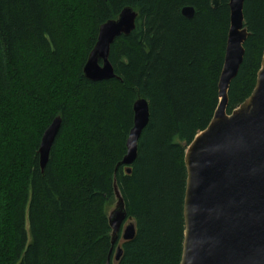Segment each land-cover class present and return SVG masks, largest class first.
Returning <instances> with one entry per match:
<instances>
[{
	"label": "trees",
	"instance_id": "trees-1",
	"mask_svg": "<svg viewBox=\"0 0 264 264\" xmlns=\"http://www.w3.org/2000/svg\"><path fill=\"white\" fill-rule=\"evenodd\" d=\"M228 3L0 0V264L181 263L185 155L220 103ZM125 8L137 13L136 28L111 47L116 78L87 80L100 27ZM243 13L249 36L229 114L253 93L264 54V0H245ZM142 99L150 120L128 175L122 161ZM57 117L42 171L41 139ZM115 188L136 235L113 249Z\"/></svg>",
	"mask_w": 264,
	"mask_h": 264
},
{
	"label": "water",
	"instance_id": "water-1",
	"mask_svg": "<svg viewBox=\"0 0 264 264\" xmlns=\"http://www.w3.org/2000/svg\"><path fill=\"white\" fill-rule=\"evenodd\" d=\"M244 4L245 0H229L230 28L219 79L220 103L207 129L186 150L185 234L180 264H264V54L253 93L232 113L227 112L229 88L243 63L249 36ZM212 6L219 8L220 0H212ZM182 15L191 20L195 10L185 7ZM136 20L137 13L125 8L117 19L100 27L96 45L84 67L87 80L102 82L116 78L109 60L111 47L119 37L129 36L135 30ZM149 120L147 101L138 100L122 161L128 175ZM61 124V118H55L42 136L38 152L42 171L49 162ZM115 196L120 202L108 217L113 249L119 236L128 242L136 235L135 225L127 221L117 188ZM122 253L119 246L115 262L120 261ZM107 264H111L110 258Z\"/></svg>",
	"mask_w": 264,
	"mask_h": 264
},
{
	"label": "rangeland",
	"instance_id": "rangeland-1",
	"mask_svg": "<svg viewBox=\"0 0 264 264\" xmlns=\"http://www.w3.org/2000/svg\"><path fill=\"white\" fill-rule=\"evenodd\" d=\"M119 202H120V201H119V198H118L117 196H115L114 205L110 208L109 214L115 210L116 205L119 204ZM127 224H128V222H126V223L123 225V228H125ZM122 230H123V229H122ZM121 235H122V231H121ZM121 241H123V240H122V238H121V236H120V238H119V240H118V243H121Z\"/></svg>",
	"mask_w": 264,
	"mask_h": 264
},
{
	"label": "bare ground",
	"instance_id": "bare-ground-1",
	"mask_svg": "<svg viewBox=\"0 0 264 264\" xmlns=\"http://www.w3.org/2000/svg\"><path fill=\"white\" fill-rule=\"evenodd\" d=\"M110 255V254H109Z\"/></svg>",
	"mask_w": 264,
	"mask_h": 264
}]
</instances>
